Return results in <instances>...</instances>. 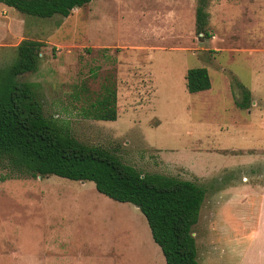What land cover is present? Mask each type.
I'll list each match as a JSON object with an SVG mask.
<instances>
[{"label":"rangeland","instance_id":"374dc122","mask_svg":"<svg viewBox=\"0 0 264 264\" xmlns=\"http://www.w3.org/2000/svg\"><path fill=\"white\" fill-rule=\"evenodd\" d=\"M92 0L66 18L39 19L0 4V69L23 40L41 42L34 85L44 116L141 174L205 190L192 228L199 264H264V0ZM211 87L190 94L186 73ZM116 90L117 118L83 111ZM251 105L235 104L241 90ZM0 264H166L139 210L91 182L55 176L1 180Z\"/></svg>","mask_w":264,"mask_h":264},{"label":"trees","instance_id":"16d2710c","mask_svg":"<svg viewBox=\"0 0 264 264\" xmlns=\"http://www.w3.org/2000/svg\"><path fill=\"white\" fill-rule=\"evenodd\" d=\"M92 0H0V4L39 19L66 18ZM207 0H198L195 11L197 33L206 32ZM41 42L23 40L16 47V58L0 69V163L11 178L55 176L70 181L91 182L95 190L118 203L136 207L144 217L152 241L166 264H199L192 228L197 224L205 190L199 185L160 174H141L122 163L108 150L77 141L48 120L38 100L34 85L18 77L38 69ZM190 94L211 87L205 68L186 73ZM242 110L251 105V93L239 84ZM95 121L114 122L117 118L116 90L107 81L102 93L83 111Z\"/></svg>","mask_w":264,"mask_h":264},{"label":"crops","instance_id":"0c3cea01","mask_svg":"<svg viewBox=\"0 0 264 264\" xmlns=\"http://www.w3.org/2000/svg\"><path fill=\"white\" fill-rule=\"evenodd\" d=\"M250 93H251V92H250ZM262 193H264V191H263ZM263 202H264V196H263ZM260 214H262V222H264V209H263V212L260 213ZM198 218H199V217H198Z\"/></svg>","mask_w":264,"mask_h":264}]
</instances>
